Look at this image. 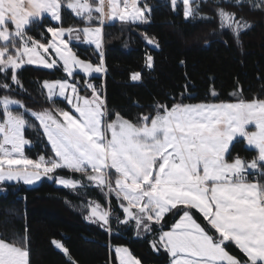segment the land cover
Segmentation results:
<instances>
[{
    "label": "snow or ice",
    "instance_id": "obj_1",
    "mask_svg": "<svg viewBox=\"0 0 264 264\" xmlns=\"http://www.w3.org/2000/svg\"><path fill=\"white\" fill-rule=\"evenodd\" d=\"M180 2L186 20L213 19L201 12L195 0ZM214 3L218 27L237 40L252 27L240 11L247 7L264 12V0ZM169 4L175 10L178 0ZM65 5L88 26L47 27L51 39L46 42L27 34L45 14L61 21ZM151 11L146 0H97L95 4L89 0H0V90L11 93L14 87L23 88L18 73L25 64L49 70L59 65L67 77L42 82L46 103L52 107L40 111L27 108L12 95H0V182L31 185L42 177L54 178L59 169L71 170L82 179L55 177L56 182L77 190L86 187V180L106 198L114 197L121 210L117 222H134L138 237L163 226L169 214L178 216L168 230H160L150 241L155 251L169 254L170 264H264V99L185 103L180 93L179 100L157 101L150 106L152 112L130 119L108 108L103 86L77 79V70L85 77L106 72L102 51L106 21L147 22ZM80 33L95 45L99 63L72 51L65 35L80 40ZM145 39L158 46L154 38L145 35ZM146 65L153 66L151 55ZM140 78L139 72L131 76ZM84 89L90 94L82 95ZM210 94L217 96L214 90ZM57 98L69 107H55ZM37 126L51 155L33 159L24 151L31 143L25 131ZM241 138L245 149L256 153L250 159L232 155L231 146ZM85 208L86 219L111 231V207L89 200ZM194 210L205 223L198 221ZM226 242L234 243L242 256L230 254ZM52 243L69 264H77L63 243ZM114 252L118 264H141L127 247L116 246ZM29 257L26 237L0 238V264H30Z\"/></svg>",
    "mask_w": 264,
    "mask_h": 264
},
{
    "label": "trees",
    "instance_id": "obj_2",
    "mask_svg": "<svg viewBox=\"0 0 264 264\" xmlns=\"http://www.w3.org/2000/svg\"><path fill=\"white\" fill-rule=\"evenodd\" d=\"M89 2L95 4L97 0ZM146 2L152 6L147 22L121 23L115 20L103 27L106 67L103 91L111 111H119L132 119L140 113L152 112L150 106L157 101L171 104L175 102L173 97L179 100L180 93H184L185 103L264 99V12L247 7L240 11L252 27L242 32L237 40L230 31L218 27L214 0H195L201 12L213 18L209 20L199 17L186 20L180 0L175 10L169 0ZM50 26L82 28L88 25L65 5L61 9V21L45 15L40 22L29 27L27 34L46 42L51 36L46 31ZM145 35L154 38L158 46L148 44ZM71 45L82 59L99 63L98 52L92 45L77 42H71ZM148 55L153 57L150 68L146 65ZM136 72L141 73V78L132 80L131 76ZM18 75L23 88L14 87L11 93L0 90V95H12L35 111L52 107L46 103L42 82L66 77L61 67L49 70L30 64H25ZM78 77L85 79L81 74ZM94 78L101 79V75ZM79 86L83 88L82 83ZM213 90L216 97L210 94ZM233 92L237 95L233 96ZM55 107L69 106L57 98ZM26 116L31 123L38 125L29 114ZM25 136L31 141V146L26 148L28 156L51 155L50 145L38 126L27 128ZM231 151L233 156L239 154L249 159L256 154L245 149L242 138L231 146ZM52 175L53 179L43 177L34 186L21 181L0 182V238L11 241L26 237L30 264H69L68 257L55 247L53 240L63 243L77 264H118L114 245H126L141 264H169V254L163 249L155 251L150 241L160 230L168 229L178 216L169 214L163 226L157 225L153 233L136 237L134 222L127 225L117 222L115 217L121 210L114 197L106 198L86 180V187L79 188L83 189L80 193L58 185L57 176L81 178L71 170L59 169ZM84 198L111 207V231L85 219L84 212L77 208ZM193 214L199 222L205 223L198 212L194 210ZM225 246L231 254L242 256L234 243L226 242Z\"/></svg>",
    "mask_w": 264,
    "mask_h": 264
},
{
    "label": "rangeland",
    "instance_id": "obj_3",
    "mask_svg": "<svg viewBox=\"0 0 264 264\" xmlns=\"http://www.w3.org/2000/svg\"><path fill=\"white\" fill-rule=\"evenodd\" d=\"M51 35V34H50ZM82 37H83V35H82ZM49 39H51V36H50V38ZM67 39V38H66ZM71 41V40H70ZM69 41V42H70ZM85 41V40H84ZM85 42H87V41H85ZM94 45V44H93ZM70 47L72 48V46H71V43H70ZM94 47H95V45H94ZM96 49V48H95ZM97 50V49H96ZM50 51H51V49H50ZM72 51L76 54V52H75V50L74 49H72ZM77 55V54H76ZM78 56V55H77ZM79 57V56H78ZM79 58H81V57H79ZM82 59V58H81ZM84 60H87V59H84ZM93 64H96V63H93ZM35 66H38V67H43V66H41V65H35ZM57 67H60L59 65L57 66ZM44 68V67H43ZM78 71V74H81V75H83L84 77H85V74H83L82 72H79V70H77ZM66 75V74H65ZM100 75H102V73H93L90 77H85V78H87V79H93L94 78V76H100ZM65 78H67V77H65ZM62 79H64V78H62ZM69 79H71V78H69ZM77 79H80L79 77H77ZM53 80H57V79H53ZM49 81H52V80H49ZM45 94H46V92H45ZM82 95L83 94H90L89 92H88V90H85L84 92H82L81 93ZM13 98H15V99H18V98H16V97H13ZM62 99V98H61ZM18 100H20V99H18ZM237 99H235V100H231V101H206V102H216V103H219V102H235ZM21 101V100H20ZM200 102H205V101H200ZM196 103H198V102H196ZM14 110H18V109H15L14 108ZM18 111H23V109H19ZM30 115V114H29ZM250 129H251V126H250ZM26 137V136H25ZM27 138V137H26ZM28 139V138H27ZM29 140V139H28ZM30 141V140H29ZM29 146H31V143L29 144V145H26L25 146V149H24V151H25V154L27 155V153H26V148L27 147H29ZM42 154V153H41ZM41 154H38L36 157H30V156H28V157H30V158H33V159H35V158H38V156L39 155H41ZM79 174V173H78ZM80 175V174H79ZM57 177H64V176H57ZM80 177H81V175H80ZM43 178V177H42ZM41 178V179H42ZM48 178V177H47ZM67 178H70V177H67ZM49 179V178H48ZM53 179V178H52ZM80 179H82V177L80 178ZM51 180V179H50ZM5 182H9V183H13V182H16V181H5ZM22 182V181H21ZM39 182L40 181H38V182H36V183H34V184H31V185H29V184H26V185H28V186H34V185H37V184H39ZM57 183V182H56ZM58 184V183H57ZM58 185H60V184H58ZM71 190H73V189H71ZM73 191H76L77 193H80V191H83V189H79V191H78V189L77 190H73ZM87 201H89V200H87V199H83V201L82 202H80V203H78V205H79V207L83 210V211H85V219H86V216H87V214H88V212H87V210H86V208H85V204H86V202ZM91 201H94V202H98L97 200H95V199H92ZM99 203V202H98ZM102 207H104V206H102ZM104 208H108V206H106V207H104ZM87 221H89L88 219H86ZM89 222H93V221H89ZM93 223H96V222H93ZM96 224H98V225H100L99 223H96ZM103 228V227H102ZM166 230H168V229H166ZM144 233H142L140 236H142ZM136 237H138L137 235H136ZM56 241H59V240H56ZM116 246H124V247H127L126 245H114L113 246V250L115 249V247ZM56 247V246H55ZM57 248V247H56ZM128 248V247H127ZM129 249V248H128ZM60 250V249H59ZM130 250V249H129ZM227 250V249H226ZM228 251V250H227ZM131 252V251H130ZM229 252V251H228ZM115 253V252H114ZM230 253V252H229ZM231 254V253H230ZM133 255V254H132ZM134 256V255H133ZM169 258H170V256H169ZM171 259V258H170ZM169 264H170V260H169Z\"/></svg>",
    "mask_w": 264,
    "mask_h": 264
},
{
    "label": "crops",
    "instance_id": "obj_4",
    "mask_svg": "<svg viewBox=\"0 0 264 264\" xmlns=\"http://www.w3.org/2000/svg\"><path fill=\"white\" fill-rule=\"evenodd\" d=\"M105 12H107V7H105ZM45 15H47L48 17H50L51 19H52V17L50 16V14H45ZM53 20V19H52ZM55 21V20H54ZM113 21H115V20H110V21H106V23H111V22H113ZM105 23V24H106ZM93 26H95V25H93ZM83 28V27H82ZM80 35H81V39L80 40H76V39H74L73 38V36H70L69 34H66L65 35V38H67L69 41H70V43L71 42H77V43H82V44H89V45H92L93 46V48L95 49V47H94V45L93 44H91V43H88V42H85L84 41V38L82 37V33H80ZM103 39V38H102ZM72 46V45H71ZM73 49V48H72ZM96 50V49H95ZM97 51V50H96ZM102 51H103V43H102ZM98 52V51H97ZM62 68V67H61ZM87 200H92L91 198H87ZM77 208L79 209V210H81V211H83L79 206H77ZM84 212V216H85V211H83Z\"/></svg>",
    "mask_w": 264,
    "mask_h": 264
},
{
    "label": "built area",
    "instance_id": "obj_5",
    "mask_svg": "<svg viewBox=\"0 0 264 264\" xmlns=\"http://www.w3.org/2000/svg\"><path fill=\"white\" fill-rule=\"evenodd\" d=\"M91 83L95 84L97 87L103 86L104 88V73L101 75V79H88Z\"/></svg>",
    "mask_w": 264,
    "mask_h": 264
}]
</instances>
